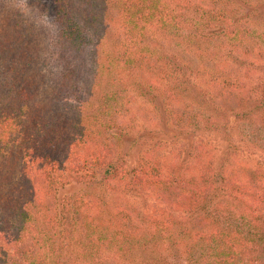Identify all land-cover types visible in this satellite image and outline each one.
<instances>
[{
	"label": "trees",
	"instance_id": "16d2710c",
	"mask_svg": "<svg viewBox=\"0 0 264 264\" xmlns=\"http://www.w3.org/2000/svg\"><path fill=\"white\" fill-rule=\"evenodd\" d=\"M0 264H264V0H0Z\"/></svg>",
	"mask_w": 264,
	"mask_h": 264
},
{
	"label": "rangeland",
	"instance_id": "374dc122",
	"mask_svg": "<svg viewBox=\"0 0 264 264\" xmlns=\"http://www.w3.org/2000/svg\"><path fill=\"white\" fill-rule=\"evenodd\" d=\"M14 1H16L19 4H21V3L22 4H25L26 3L28 5H30V4L46 5L47 2H48V0H14ZM65 193H69V192H65Z\"/></svg>",
	"mask_w": 264,
	"mask_h": 264
}]
</instances>
